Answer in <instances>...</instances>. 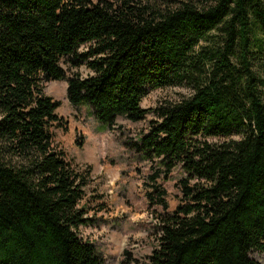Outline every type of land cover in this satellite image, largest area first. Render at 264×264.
<instances>
[{"label":"trees","instance_id":"trees-1","mask_svg":"<svg viewBox=\"0 0 264 264\" xmlns=\"http://www.w3.org/2000/svg\"><path fill=\"white\" fill-rule=\"evenodd\" d=\"M63 80L103 130L144 120L149 89H186L128 143L153 168L147 264H261L264 0H0V264H105L80 234L89 176L56 141L45 87Z\"/></svg>","mask_w":264,"mask_h":264},{"label":"rangeland","instance_id":"rangeland-1","mask_svg":"<svg viewBox=\"0 0 264 264\" xmlns=\"http://www.w3.org/2000/svg\"><path fill=\"white\" fill-rule=\"evenodd\" d=\"M74 72L84 77L89 74L86 66L69 71ZM67 88L66 80L49 81L45 91L62 104L57 113L65 126L55 130L57 143L74 166L89 176L83 202L90 208L91 222L81 227L80 234L97 246L105 264H147L160 236L153 215L156 207L148 196V191L154 190L153 168L128 143L136 141L147 130L150 120L157 118L155 108L180 98L186 89H149L142 102L148 111L144 120L120 118L112 129L103 130L88 106H74L70 102ZM182 174L177 168L163 183L170 211L180 203ZM250 255L264 264V252L252 250Z\"/></svg>","mask_w":264,"mask_h":264}]
</instances>
